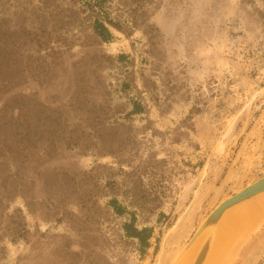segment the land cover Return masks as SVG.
<instances>
[{
    "label": "rangeland",
    "instance_id": "obj_1",
    "mask_svg": "<svg viewBox=\"0 0 264 264\" xmlns=\"http://www.w3.org/2000/svg\"><path fill=\"white\" fill-rule=\"evenodd\" d=\"M57 1L59 7H48L40 15L34 11L39 0H1L0 19L4 18L9 30L22 24L37 28L42 21L47 43L39 54L50 48L63 52L46 57L53 68L46 81L39 84L30 79L11 89L7 97L34 95L47 106L62 108L69 124L83 128L82 113L70 104L77 92L81 99L89 88L85 80L72 73V64L93 47L79 45L85 42L90 29L84 20L77 26L69 25L65 10L71 2ZM106 8L111 18H117L116 15L122 20L128 18L120 0H107ZM144 10L150 24L159 29L152 53H148L146 36L138 29L126 37L110 28L111 42L99 46L113 56L127 54L128 68L136 75L142 71L156 84L150 93L142 94L148 113L132 118L137 130L133 135L134 146L128 144L118 150L116 144L87 139L80 149L64 150L56 159L37 168L40 172L70 170L75 166L89 170L97 165L114 169L116 173L111 180L117 184V200L128 210H135L138 228L151 227L153 233L150 247L140 253L136 241L120 239L119 227L124 218L113 215L108 208L107 214L89 226L88 232L95 239L90 240L87 249L91 251L90 258L103 255L111 264H177L183 248L205 217L221 201L264 176V0H152L145 4ZM71 39L76 44L68 49ZM34 49L24 52L20 65L41 62L33 60L37 56ZM117 72L106 71V83L116 85L120 77ZM136 84L143 91L139 80ZM156 96L159 103L153 101ZM92 99L98 101L99 97L91 94ZM113 101L122 102L125 98L114 91ZM150 155L154 163L140 174L146 190L140 194L147 195L145 208L155 205L158 208L143 221L140 207L133 203L142 200L127 193L136 176L125 177L119 169L123 172L139 169ZM119 161L123 162L121 166ZM36 172L26 169L24 175L26 179L34 177L35 213L27 211L21 197L10 202L6 212L22 210L28 230L34 233L31 240L38 233L62 234L78 240L65 223L42 219L55 199L43 189ZM98 172L99 185L106 193L97 197V204L106 208L111 198L105 187L109 172L102 168ZM63 210L59 208V213ZM67 210L77 213L74 206ZM251 224L238 223L236 230L243 233ZM5 246L6 256L0 264L52 262V258L43 254L27 260L30 246L22 240L14 244L6 241ZM73 248L79 250L77 242ZM218 260L213 264H218ZM225 264H264V215L234 241Z\"/></svg>",
    "mask_w": 264,
    "mask_h": 264
},
{
    "label": "trees",
    "instance_id": "obj_2",
    "mask_svg": "<svg viewBox=\"0 0 264 264\" xmlns=\"http://www.w3.org/2000/svg\"><path fill=\"white\" fill-rule=\"evenodd\" d=\"M106 1L83 0L80 3L79 0H70L71 3L65 10L70 18L69 25L77 26L81 20L88 23L90 34L85 37V42L79 45L93 46L85 51L80 61L72 64V73L81 81L85 80L89 88L88 93L81 99L78 92H75L72 98L74 102L70 104L75 111L82 113L83 128H80L79 124H69L62 108L47 106L34 95L7 97L11 89L30 79L39 84L46 81L49 72L53 70L52 62H46V57L50 54L61 55L63 52L50 48L45 54H39L47 43L42 33L44 26L42 21L37 28L22 24L16 29L9 30L4 18L0 19V260L6 256V241L14 244L22 240L30 246V251L25 257L27 260L43 254L47 255V258H52V262L47 264H111L109 258L103 255L90 258L91 251L87 249L90 240L95 239L88 232L89 226L110 210L113 215L124 218L119 227L122 231L120 239L136 241L140 253H144L150 247L152 228H138V214L135 210H128L121 205L116 198L117 184L111 180L116 173L114 169L97 165L89 170L75 166L70 170L37 171L39 166L56 159L62 151L76 147L80 149L83 141L87 139H97L109 145L116 144L118 150H122L128 144L134 146L136 143L133 135L137 130L133 127L132 118L148 113V105L142 94L150 93L156 88V84L142 71L136 75L134 70L128 68L130 58L127 54L113 56L101 50L99 46L111 42L113 34L110 28L126 37H130L133 31L138 29L146 36L150 46L148 53H152L156 49L155 39L159 36V29L150 24L144 10L145 4L151 3L152 0H120L128 17L123 20L117 15L115 16L117 18L110 17ZM59 5L57 0H39L38 5L34 6V11L43 15L48 7ZM75 44V40L71 39L67 44L68 49H72ZM31 47H35L34 52L37 53L33 60L41 62L35 65L32 62L20 65L24 52H28ZM27 58L31 59V56ZM110 70H118L116 74L121 77L117 79L116 85L105 81L104 73ZM137 80L140 81L143 91L138 89ZM114 91H118L125 101L114 102ZM91 94L98 96L99 100H90ZM153 101L159 103L158 97L156 96ZM166 105H169V102ZM84 128L89 131H84ZM145 128L143 127V130ZM122 163L119 161V166ZM153 163L154 158L150 155L145 165L139 169L135 168L130 172L119 169L125 177L136 176L127 193L133 199L138 195L142 200V202L133 200V203L140 207L139 216L141 215L143 221H147L148 216L158 208V205L145 208L148 202L147 195L140 194L146 192L140 174ZM101 168L109 172L105 187L109 189L111 198L106 208H101L97 204V197L106 193L99 185L98 170ZM26 169H31V172L37 171L43 189L55 199L53 206L51 205V209L43 214L42 219L52 220L56 224L65 223L76 234L78 240H73L67 235L43 233H38L36 238L31 240L34 233L31 234L28 230L22 210L16 208L11 213L6 212L9 203L16 197H21L27 211L30 214L35 213L37 203L33 192L34 177L26 179L24 176ZM94 197L96 199L93 200ZM69 206L76 207L77 213L67 210ZM59 208L64 210L59 213ZM75 242L78 243L79 250L73 248ZM86 249L88 252L84 253Z\"/></svg>",
    "mask_w": 264,
    "mask_h": 264
},
{
    "label": "water",
    "instance_id": "obj_3",
    "mask_svg": "<svg viewBox=\"0 0 264 264\" xmlns=\"http://www.w3.org/2000/svg\"><path fill=\"white\" fill-rule=\"evenodd\" d=\"M260 204H262V210L259 212L258 218L240 236H237L235 241L248 232L264 215V176L221 201L205 217L186 243L181 257L192 249L187 264H213L214 261L216 262L218 255L225 250L227 242L236 233V224L241 216Z\"/></svg>",
    "mask_w": 264,
    "mask_h": 264
},
{
    "label": "bare ground",
    "instance_id": "obj_4",
    "mask_svg": "<svg viewBox=\"0 0 264 264\" xmlns=\"http://www.w3.org/2000/svg\"><path fill=\"white\" fill-rule=\"evenodd\" d=\"M262 210V204L258 205L257 207L252 208L248 212H246L244 215L241 216L237 224H243L246 225L247 223L251 224L253 221H255V217H258L259 212ZM245 221V222H244ZM239 232L236 230V233ZM242 232L238 234H234V236L227 242L226 248L223 252L221 253L219 260L217 261L218 264H225L226 261L228 262L229 254L231 253L232 250V245L234 243V239H236L237 236H240ZM192 250V249H191ZM191 250H189L185 255L181 257V259L178 261L177 264H187L191 255Z\"/></svg>",
    "mask_w": 264,
    "mask_h": 264
}]
</instances>
